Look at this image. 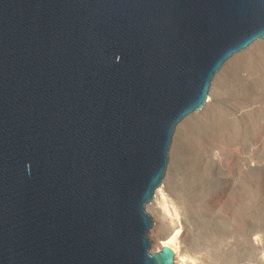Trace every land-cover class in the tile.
<instances>
[{
	"label": "water",
	"instance_id": "obj_1",
	"mask_svg": "<svg viewBox=\"0 0 264 264\" xmlns=\"http://www.w3.org/2000/svg\"><path fill=\"white\" fill-rule=\"evenodd\" d=\"M262 37L264 0H0V264H172L175 128Z\"/></svg>",
	"mask_w": 264,
	"mask_h": 264
},
{
	"label": "bare ground",
	"instance_id": "obj_2",
	"mask_svg": "<svg viewBox=\"0 0 264 264\" xmlns=\"http://www.w3.org/2000/svg\"><path fill=\"white\" fill-rule=\"evenodd\" d=\"M220 71L222 74H219L221 76L218 78L217 87L213 90L210 89L207 94L210 99H206L203 106L192 112V114L197 118H201L204 114L208 113L211 114V116L213 114L215 118L216 113L213 109L216 103L222 102L226 108L230 109L228 112L224 111L221 116V121L224 124L222 134L229 142H239L240 149L232 156L233 159L230 164L221 160L216 152L212 151L210 156L213 159L214 172L210 177L200 180V182L196 181L197 183H194L196 187L195 190H193H201L203 192L201 194L202 203L199 206V212L201 215H205L211 210L213 206L212 203L215 202L211 195V191L208 189V185L216 188L222 187V189L227 186L228 188L231 186L235 187L229 191L230 198L228 197L229 205L227 208L221 211L220 207L218 208L221 213L220 216L228 221L229 226L236 231L238 235H245L247 244L252 246L253 258L251 259L252 261H247V263L264 264V236H260L264 235V203L261 202L262 200L260 202L256 200L255 195H258L256 194L258 193L257 188L255 189V177L257 176L254 177V174L256 171L253 170L255 171L253 173L247 170V167H250L251 164L247 161L248 157L245 154L246 149L243 146L244 139L242 138L246 136L245 131H248L246 129H248L247 127H249L251 123L250 118L248 119L247 117L248 113L252 115L253 112L256 113V111L264 108V37L254 40L245 50L230 56L222 65ZM219 121L220 120L214 123L218 125L220 123ZM191 123L195 124L196 121L193 120ZM177 126L172 138V142L176 141L174 144L177 145L174 150L170 147L169 159L171 152L174 154L173 160H178L182 156L181 158L186 162V170L190 171V173H195L196 165L199 164V160L203 157V153L197 150L193 142L186 139L181 131L176 132ZM212 132L214 131L212 130ZM249 155L251 156V154ZM170 163L171 161L169 160L166 171ZM258 169L259 168H257V171H259ZM181 175L178 178L180 183L185 181L186 178H189L185 175ZM163 180L164 181H161L155 189L154 196L149 202L148 207H146L149 214L156 218L154 226L149 230V233L151 231V235L148 233L149 237L153 242L158 237H162L161 240H158V245L154 247L152 245V248L157 249L162 244L169 245L174 251L172 264L246 263L238 259L226 260L223 255L225 244L221 242L223 240L219 242L220 245L215 249V260H210L206 252L189 251L182 243L183 235L187 233V223L184 218L183 208L185 205L183 192L185 190L180 189L179 186L174 184L170 179H165L163 177ZM197 188L200 190H197ZM181 190L184 191L181 192ZM216 201H219V199ZM160 215L163 219L159 218ZM165 219L167 227L166 230L161 231L160 224H162V221Z\"/></svg>",
	"mask_w": 264,
	"mask_h": 264
},
{
	"label": "rangeland",
	"instance_id": "obj_3",
	"mask_svg": "<svg viewBox=\"0 0 264 264\" xmlns=\"http://www.w3.org/2000/svg\"><path fill=\"white\" fill-rule=\"evenodd\" d=\"M219 74H222L220 70L216 73L215 77L213 78L209 90H213L217 87L218 78L221 76ZM213 111L216 113L215 118L213 117V114L211 116V114L206 113L201 118H197L192 113H190L180 121L176 129V132L181 131L184 134V137L192 141L195 148L203 153V157L199 160V164L196 165L195 173H190V171L186 170V162L184 159L181 158L182 156L178 160H173L174 154L173 152H171L169 159L171 163L165 173L164 178L172 180L173 183L179 186L180 189L185 190H181V192L184 191L183 196L185 200V205L183 208L185 216L184 218L187 223V233L183 235L182 241L184 246L187 247L191 252H206L210 260H215V249H217L220 245L219 242L223 240L221 242H224L225 244L223 255L226 260L238 259L241 260V262H246L240 264H248L247 261H252L251 259L253 258L252 246H249L247 244V239L245 238V235H238L236 231H234L229 226L228 221L220 216V211L225 210L229 205V191L231 189H234L235 187L231 186L232 188H228L227 186L222 189V187L216 188L212 187L211 185H208V189L211 191V195L214 198L215 202L212 203L213 206L211 210H209L205 215H201L199 212V206L202 203L201 194L203 192L199 188H197V190L200 191H194L196 187L194 186V183L200 182V180L210 177L214 172V166L212 162L213 159L210 156L212 151H215L221 160L227 162V164H230L233 159L232 156L235 154V152L239 151L240 149L239 142H229L227 138L224 137V135L222 134V130H224V124L221 121V116L224 111L228 112L230 111V109L226 108V106L222 102H219L218 104L216 103ZM247 117L248 119L250 118L251 123L250 126L247 127L248 129H246L248 131H245L246 136L242 137L244 139L243 146L245 147L247 152H245L246 156L248 157L247 161L251 164L250 167H247V170H250L249 172L253 173L256 171L254 177L257 176L255 177V189L257 188L258 193L256 194L258 195L255 196L257 202H260L262 200L261 202L264 203V108L259 111H256V113L253 112L252 115L251 113H248ZM215 119L216 121L220 120V123L218 125L215 124ZM193 120L198 123L192 124L191 122ZM212 130L214 132H212ZM211 133H213L214 135ZM175 142L173 141L171 143V148H173V150L177 145L174 144ZM249 154H251V156ZM255 155L257 158L255 157ZM256 167L259 168V171H257ZM180 175H185L189 178H186V182L183 181L180 183L178 180ZM218 199L219 201H216ZM219 207L220 211L218 210ZM153 217L154 216H152V218ZM159 218L163 219L161 215L159 216ZM160 225L161 231L166 230V219L162 221V224ZM149 234L151 235V231ZM161 238L162 237H158L154 240L153 247L158 245V240H161Z\"/></svg>",
	"mask_w": 264,
	"mask_h": 264
}]
</instances>
